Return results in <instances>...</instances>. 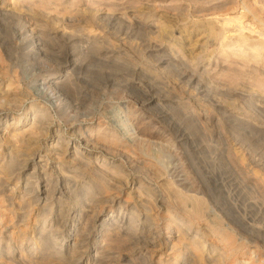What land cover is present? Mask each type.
Here are the masks:
<instances>
[{
	"label": "rangeland",
	"instance_id": "1",
	"mask_svg": "<svg viewBox=\"0 0 264 264\" xmlns=\"http://www.w3.org/2000/svg\"><path fill=\"white\" fill-rule=\"evenodd\" d=\"M41 1L0 0V264H264V0Z\"/></svg>",
	"mask_w": 264,
	"mask_h": 264
},
{
	"label": "bare ground",
	"instance_id": "2",
	"mask_svg": "<svg viewBox=\"0 0 264 264\" xmlns=\"http://www.w3.org/2000/svg\"><path fill=\"white\" fill-rule=\"evenodd\" d=\"M42 3H40V5H41V7L42 8H46L47 6H48V1L46 0V1H41ZM71 19V18H70ZM249 19H250V17H249ZM225 20V19H224ZM232 20L233 19H226L224 22H225V27L227 26V25H229L231 22H232ZM239 26H235L234 27V32H240L241 33V29H239V31L238 30H236L237 28H238ZM240 28V27H239ZM231 30V29H230ZM242 31H243V27H242ZM235 37H237V40H239V39H242V36L241 35H237V36H235ZM239 51V50H238ZM240 57V56H239ZM247 57H251V59H257V57L258 56H255V55H252V56H249V55H247ZM54 83V82H53ZM202 88V87H201ZM7 93V92H6ZM8 94V93H7ZM0 95H5V92H4V94L2 93V91H1V94ZM28 119V118H27ZM30 120H31V124H32V126L33 125H37V119H36V117H32V118H29ZM28 123L30 122V121H27ZM20 124H21V121L19 122V123H17V125H16V129L14 130V132L12 133L11 131L9 132V135H7L8 136V139L11 137L12 139H17V137L19 136V134L21 133V131L23 130V128H25V127H20ZM4 128V127H3ZM6 128H8V125L6 124V127H5V129ZM29 128V127H28ZM33 129H34V127H33ZM1 130H2V124H0V132H1ZM34 134V133H33ZM26 141V140H25ZM3 142H4V140H3V137H1L0 136V148H1V145H3ZM73 142V141H72ZM16 144V143H15ZM86 146V145H85ZM71 147V146H70ZM73 147V146H72ZM89 148H91V147H89ZM87 149V148H86ZM77 150V149H76ZM87 152V151H86ZM91 153V152H90ZM90 155V154H89ZM89 155H87V156H89ZM1 160V159H0ZM104 160V159H103ZM37 161V160H36ZM33 163V162H32ZM31 163V164H32ZM86 163V162H85ZM33 166V165H32ZM49 166V165H48ZM33 169H35V168H33ZM102 169V168H101ZM98 175V174H97ZM109 181V180H108ZM132 186V185H131ZM1 187V186H0ZM39 187V186H38ZM112 187V186H111ZM134 188H135V186H133ZM113 188H115V187H113ZM41 189V188H40ZM133 190V189H132ZM23 193V192H22ZM8 199H11V197L10 196H8ZM66 199V198H65ZM1 201V200H0ZM15 202V201H14ZM116 205V204H115ZM122 207V206H121ZM207 205H206V203L202 200V199H195V204L193 205V212L197 215V216H199V217H204V215H205V213H206V211H207ZM114 211H116V210H114ZM104 212V211H103ZM118 213V212H117ZM92 214V213H91ZM3 217V216H2ZM108 216H106L105 218H107ZM118 217V216H117ZM124 219V218H123ZM111 218H109V221L108 222H105L104 224H102V226H101V228H102V237H104V241L105 242H107L108 240H110L112 237H114L115 236V234H117V229L116 228H112V227H114V224L113 223H111ZM109 222H110V224H109ZM71 223V222H70ZM80 223V222H79ZM115 224H117V223H115ZM120 224V223H119ZM72 225V224H71ZM112 228V229H111ZM169 230H173V232H174V235L170 238L171 240L172 239H177V240H181L182 238H183V233H181V231H180V229H177V230H175V228H174V226H172V225H170L169 226ZM70 231V230H69ZM170 235V234H169ZM167 241V240H166ZM191 259V258H190Z\"/></svg>",
	"mask_w": 264,
	"mask_h": 264
}]
</instances>
